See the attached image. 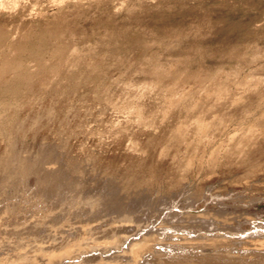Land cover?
Listing matches in <instances>:
<instances>
[{
    "label": "rangeland",
    "instance_id": "1",
    "mask_svg": "<svg viewBox=\"0 0 264 264\" xmlns=\"http://www.w3.org/2000/svg\"><path fill=\"white\" fill-rule=\"evenodd\" d=\"M0 39V264L264 258V0H0Z\"/></svg>",
    "mask_w": 264,
    "mask_h": 264
},
{
    "label": "bare ground",
    "instance_id": "2",
    "mask_svg": "<svg viewBox=\"0 0 264 264\" xmlns=\"http://www.w3.org/2000/svg\"><path fill=\"white\" fill-rule=\"evenodd\" d=\"M54 34H55V33H54ZM3 37H4V36H3ZM48 39H49V38H48ZM0 40H1V39H0ZM2 41H3V39H2ZM22 46L24 47V45H22ZM22 46H21V45L18 46L16 50L18 51V50H19V49H18L19 47H21V49L24 50V48H23ZM8 48H9V47H8ZM14 48H16V47H14ZM25 48H26V47H25ZM9 49H10V48H9ZM21 49H20L18 52H19V53H22V54L24 55L25 52H24V51H23L24 53L21 52V51H22ZM26 49H27V48H26ZM58 49H59V48H58ZM10 50H11V49H10ZM28 50H29V49H28ZM59 50H60V49H59ZM25 51H26V50H25ZM14 52H15V51H14ZM18 52H17V53H18ZM19 53H18V55H19ZM15 56H16V58L14 57V59H13L12 57L9 58V57H7V56L5 55V57L7 58L6 60H8V58L11 59V60H9V61H5L4 56L2 57V59H4V61L7 63L6 66H5V65H4L5 62H2V63H3V71H4V72H3V75H4V73H5V70L7 69V70L9 71L10 68H11L12 66H15V67L17 66L18 69H19L20 66H18V65H19V64L21 65V63L19 62V60H21V56H22V55H20V57H17V54H16ZM2 59H1V60H2ZM22 60H23V59H22ZM22 63H23V62H22ZM4 66H5V67H4ZM8 67H9V68H8ZM17 67H16V68H17ZM4 69H5V70H4ZM18 69H16V70H18ZM14 70H15V69H14ZM14 70L11 69V71H13V73H14ZM19 70H20V69H19ZM8 71H6V72H8ZM9 72H10V71H9ZM15 72H16V71H15ZM16 73H17V72H16ZM26 73H27V72H26ZM1 74H2V71H1V73H0V76L2 77ZM16 77H17V76H16ZM22 78H23V77H22ZM0 79H1V78H0ZM20 79H21V78H20ZM20 79H19V80H20ZM0 81H1V80H0ZM71 81H72V80H71ZM71 81H70V82H71ZM8 82H9V81H8ZM5 83H6V82H5ZM15 83H16V82H15ZM73 83H74V82H73ZM6 84H8V83H6ZM71 84H72V83H71ZM71 84H70V85H71ZM4 85H5V84H4ZM4 85H3V86H4ZM27 85H28V84H27ZM1 86H2V85H1ZM13 86H14V85H13ZM17 86H18V85H17ZM21 86H23V83H22ZM72 86H74V84H73ZM4 87H5V86H4ZM4 89H7V88H4ZM11 89H12V88H11ZM7 90H9V89H7ZM16 92H17V91H16ZM3 94H4V93L2 92L1 95H3ZM7 94H10V93H8V91H7ZM12 94H13V93H12ZM5 95H6V94H5ZM15 95H16V94H15ZM15 95H14V96H15ZM55 95H56V93H55ZM2 97H3V96H2ZM7 106H8V105H7ZM5 122H6V121H5ZM8 124H9V123H8ZM12 125H13V124H12ZM7 126H8V125H7ZM13 126H14V125H13ZM13 126H12V127H13ZM200 126H201V125H200ZM8 127H9V126H8ZM10 127H11V124H10ZM12 127H11V128H12ZM201 127H202V126H201ZM3 128H4V126H3ZM11 128H8V129H11ZM2 130H3V129H2ZM4 130H5V129H4ZM4 130H3V131H4ZM14 131H15V130H14ZM0 132H2V131H0ZM5 132H8V131H5ZM3 133H4V132H3ZM11 133H12V132H11ZM0 134H1V133H0ZM9 134H10V133H8V135H9ZM1 135H2V134H1ZM12 154H13V153H12ZM10 155H11V152H10ZM10 155H8V156L11 158L12 155H11V156H10ZM8 156H6L5 158H7ZM5 158H4V159H5ZM8 159H9V158H8ZM8 159H5V161H3V162H6V160H8ZM12 159H13V158H12ZM1 161H2V160H1ZM11 161H12V160H11ZM11 161H10V159L8 160L9 163H10ZM1 164H4V163H1ZM1 164H0V173H2L3 170H5V169H7V168L9 169V172H10V166L8 165V163L2 165V167H3L2 169H3V170L1 169ZM19 166H21L22 170H24V171H26L27 169L30 170V171H34V167H33L32 165H27V163H25V162H23V165H19ZM19 168H20V167H19ZM8 169H7V170H8ZM20 170H21V169H20ZM1 171H2V172H1ZM4 172H6V171H4ZM6 173H8V172H6ZM6 173H5V174H6ZM49 181H50L49 177H48L46 180H45V177L41 179V182H46V183H47V182H49ZM261 236H262V235H261ZM260 238H261V239L264 238V234H263V237H260ZM223 246H224V245L222 244L221 247L223 248ZM208 247H209V246L207 245L206 248H208ZM210 247H211V246H210ZM210 247H209V248H210ZM214 247H215V246H213V248H214ZM218 247H219V246H218ZM231 247H232V244L227 243V244H225L224 249H225V250H226V248H229V249H230ZM252 247H253V248H252L251 250H252L254 253H257V252L259 251L258 248L255 247V245L252 246ZM211 248H212V247H211ZM211 248H210V249H211ZM222 248H220V249H222ZM210 249H209V250H210ZM217 249H218V248L216 247L215 250H217ZM229 249H228V250H229ZM209 250H208V251H209ZM218 250H219V249H218ZM218 250H217V251H218ZM228 250H227V251H224V252H226L227 254L222 253V252H219V254H217V255H215V253H216L217 251H216V252H215V251H214V252L212 251V252L214 253V256L211 255L212 253L209 254V252H210V251H209L207 257H206V255H205L204 258H202V259H204V261L202 260L203 264H205L204 262H206V264H207V263H208V264H211V263H212V264H246L244 260H242V259H240V258H238V257H235V258L232 257L231 252L228 251ZM219 251H220V250H219ZM206 252H207V251H206ZM220 253H221V254H220ZM229 255H231V256H229ZM198 257H200V256H198ZM205 257H206V259H205ZM195 258H196V256H195ZM200 258H201V257H200ZM200 258H199V259H200ZM190 259H191V258H190ZM188 260H189V259H188ZM195 260H196V259H195ZM200 260H201V259H200ZM196 261H197V260H196ZM200 262H201V261H200ZM200 262L197 261L196 263L198 264V263H200ZM262 263H264V258L261 257V256H258L256 262H254L253 264H262ZM189 264H190V263H189ZM194 264H195V263H194Z\"/></svg>",
    "mask_w": 264,
    "mask_h": 264
}]
</instances>
